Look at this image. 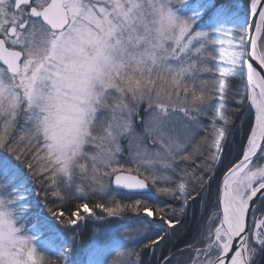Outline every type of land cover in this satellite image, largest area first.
Instances as JSON below:
<instances>
[{
  "label": "snow or ice",
  "instance_id": "snow-or-ice-1",
  "mask_svg": "<svg viewBox=\"0 0 264 264\" xmlns=\"http://www.w3.org/2000/svg\"><path fill=\"white\" fill-rule=\"evenodd\" d=\"M105 217L79 264H264V0H0V264Z\"/></svg>",
  "mask_w": 264,
  "mask_h": 264
},
{
  "label": "rangeland",
  "instance_id": "rangeland-1",
  "mask_svg": "<svg viewBox=\"0 0 264 264\" xmlns=\"http://www.w3.org/2000/svg\"><path fill=\"white\" fill-rule=\"evenodd\" d=\"M38 190L39 189H37V191ZM74 203H76V201H74ZM98 215H99V213H98ZM188 217H189L188 214L183 217L184 226H183V228H178V231H177L176 235L174 236V239L171 241V244L174 245V247L172 248V251H175L177 249V248L175 249L176 245H178V248H181L184 246L181 244V241L183 242V244L187 243V240H185L183 238L184 236L182 234H183V231L187 228L186 223L189 222ZM120 223H121L120 220H117L115 218H108V217H105L104 223H97L93 220L87 221L85 224L78 227L76 230V233H75V234H79L78 238H81V237H83L84 232H89L87 234V236H84L80 241H78V245H71L70 246V247H73L75 249L76 247H79V245L81 244V246L79 248L80 251L74 250L72 255L69 256L67 254V248H65V251L60 255V257L57 256V258H59L58 261H55V259H52V260L55 261L56 264H63L64 260L66 258H68V259H71V261H72L71 264H79V261L83 259V257H82L83 254L81 253L84 250L83 245H84V243H88L91 230L100 229V228H109V227L115 228ZM120 230L123 231V229H120ZM68 235L71 236V235H74V233L69 232ZM157 255H159V253H157ZM141 257H143L144 262H146V263H148L147 261H150V259H155L149 253L141 252L137 256L131 258L133 261V264H143V262H141ZM48 259H49V256H48Z\"/></svg>",
  "mask_w": 264,
  "mask_h": 264
},
{
  "label": "trees",
  "instance_id": "trees-1",
  "mask_svg": "<svg viewBox=\"0 0 264 264\" xmlns=\"http://www.w3.org/2000/svg\"><path fill=\"white\" fill-rule=\"evenodd\" d=\"M237 3H238V7L240 9H243L244 7V0H237ZM240 134H238L237 138L239 137ZM177 207H180V205H176ZM67 210V209H65ZM188 214V218H189V222L186 223L187 225V228L183 231V238L185 240H187V243L188 242H191L193 240V237L196 235V226H197V222H198V216H199V213L198 211H193L192 209H188L185 213L184 216H186ZM183 216V217H184ZM87 236V235H86ZM184 240V241H185ZM178 244V243H177ZM181 244H183V242L181 241ZM178 248V245H176L175 249ZM174 250V249H173ZM60 257V256H58ZM49 259H55V261H58L59 258L55 257V256H49ZM141 262H143V264H156L155 262V259H150V261H147L148 263L144 262V259L143 257H141Z\"/></svg>",
  "mask_w": 264,
  "mask_h": 264
},
{
  "label": "bare ground",
  "instance_id": "bare-ground-1",
  "mask_svg": "<svg viewBox=\"0 0 264 264\" xmlns=\"http://www.w3.org/2000/svg\"><path fill=\"white\" fill-rule=\"evenodd\" d=\"M88 233H89V232H84L83 237L86 236ZM83 237L78 238V241H80ZM87 244H88V243H84V245H83V248H84V249L86 248ZM80 246H81V245H80ZM80 246H79V248H80ZM81 253L83 254V255H82L83 259H86V256H85L84 252L82 251ZM65 261L70 262V264L72 263L71 259H68V258L65 259Z\"/></svg>",
  "mask_w": 264,
  "mask_h": 264
}]
</instances>
